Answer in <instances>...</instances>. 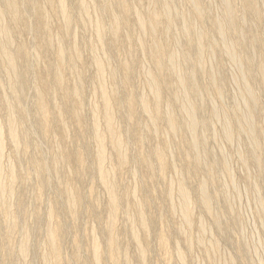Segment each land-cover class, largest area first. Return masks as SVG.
<instances>
[{
  "label": "bare ground",
  "instance_id": "bare-ground-1",
  "mask_svg": "<svg viewBox=\"0 0 264 264\" xmlns=\"http://www.w3.org/2000/svg\"><path fill=\"white\" fill-rule=\"evenodd\" d=\"M138 1L140 2V7L145 2H147L146 4H148V7L144 4L146 8L142 10L139 7L129 4L126 0H72L74 11L70 9L69 6L71 0H0V97L4 103L2 110L4 121H0V155L4 153L6 131V137L9 140L6 142H10L9 145H13V156L16 159L22 161V156L20 157L18 155L21 147H23V149H21L22 151L24 150L25 153L30 151V148L33 151L31 158L32 167L28 172H31L30 174L34 175L37 181H39V187L37 188L38 193H36L37 198L39 197L38 200L40 202L43 201V196L52 189H55L59 194L55 202L58 211H54V209L49 206L50 208L47 209L44 215L36 212L33 217L36 224L35 226L30 225L27 218L23 217L24 219H22L25 210H27V206L25 202H23L24 200L22 201V198H18L17 202L15 201L13 203L12 201L13 197L18 193L17 185H19V183L26 185L28 179H31L29 178L30 176L24 177L23 175V177H21V175L18 174L20 170L15 169L16 163H14L15 161L12 162V160L6 163V167H3V165L0 167V215L7 220V222H5V220L2 222L3 225L7 223V226L4 225L6 229L3 232V239L0 244V249L4 253V256L2 255L3 257L0 258L1 264H20V262L24 264V261L35 253V249H37V247L35 248V237L37 232H40L41 229H44L45 233V244H43L44 253L40 254L43 262L45 264H57L63 258L64 252L62 242L66 236L70 235V231L77 230V228L72 224L66 225L63 219L62 221L58 220L55 212H59V214H69V217L72 219L76 218L80 213L83 201L87 199L86 196L88 195L78 187L77 183L76 185L73 184V179L75 177L73 172L74 177L67 179L69 173L70 175L72 173L71 170L67 167L66 169L65 166L75 164L92 174L95 183L100 186V189L102 187V191L107 196V204L105 206V210L107 209V211H105V213L108 212L107 217H109V220H107V224L103 223L104 225L102 227L99 226L100 228L98 231L96 227V231L103 235L102 238H104V242L103 244L101 243L99 240L100 238L97 237V233L92 229V235L90 234V261L86 258L87 261L90 262L89 264H102V259H105L109 264H131L132 260L130 259L129 251H126L128 249L126 248L124 251L119 246L116 225L117 215L121 209L122 198L126 197L127 202L131 196L130 193L122 197L124 192L129 193V188L128 190L126 189L127 191L124 189L125 191L123 190L124 192L122 194V189L125 187L121 188L116 178L117 174L119 176L118 170L120 168L122 169L132 160V155L130 153H132L131 150L133 149L132 144L127 141L128 137L136 138V143H134V145H136L138 151V149L145 145V136L147 134L158 136V134L161 135L165 132L173 136L181 130L187 135L190 150L184 152L183 156L185 161L192 165L191 167H193L197 174H204L206 173L205 171H207L205 178L202 179L200 183L198 182V190L200 191V194L198 192V203L205 212L211 214L213 192H209L208 189L210 186V189H212V186L215 185V169L213 162L207 161L208 157L207 159L204 158L205 160L202 158L204 154L200 153V150H203L202 147L205 145L204 142H207L206 140L204 141L205 138H202L203 135L201 137V134L208 130L209 127H212L211 121H215L216 119L213 117L212 120L211 118L209 119V117L199 118L198 112L199 109L204 107L201 91L208 92V94H211L210 91H215L217 92L216 94H218L216 96L219 97V94L222 95L223 84L215 77V71L212 68L205 70L206 63L204 61L206 60V54L209 52L210 48L212 49L215 47V44L211 36L208 35L207 30L201 26L204 0H186L192 8L190 14L185 12L184 9L175 6L174 0ZM221 2V6L223 5L224 7V9L221 8L223 13L220 17L213 19L211 31L222 37L224 49L226 50L225 53L228 54L226 56H230L231 61L241 64L242 60H246L249 64L248 70L244 73L242 72V82L240 81L243 85L244 93L246 94V103L244 101V104L248 110L244 112L243 109L245 108H241V111L244 113L239 114L241 111L238 112L240 109L237 106V109L235 108L237 111L233 118L239 122L237 123L238 125L241 123L240 127H243V124H245V130L249 133V137H252V140H254V149L250 151L255 153L256 160L259 162L261 157L260 151H263L264 148L261 150L259 146H257L259 145V138H257L259 126L256 122L254 123L253 120L255 119L253 117L254 113H256L255 107L261 97H259L260 93L258 94V92L253 90L252 81L255 80L258 85L264 87V58L259 62V65L254 67L252 52L249 53L248 58L246 57V53L250 51V48L257 46L258 37L257 34L249 31L245 25L250 21H253L255 25L261 22V6L264 2H262L263 4L260 6L256 0H245L243 5L240 6L242 12L241 16L238 14L240 10L238 11L236 7L239 5L235 3V0H221ZM155 6L161 10L164 21L167 24L166 27L163 26L162 17ZM246 10L248 12H246ZM178 17L180 19L183 18L181 21H184L178 33L179 36L184 39L185 46L183 48L178 46L177 37L174 42L175 47L177 46V50L173 48V45L168 49V52H166L164 50V44L166 42L165 35L168 31L172 30L176 18L179 19ZM56 18L58 19V24L54 25L56 24ZM31 19H34L33 23ZM53 20H55V23ZM241 20L244 21V24ZM75 26L82 28L85 32L87 29H91V37L88 38L87 36L89 33L86 34L83 32L85 34H83L81 38L79 37L80 40H78V37L75 35L79 31L76 33L77 30H74ZM134 27L140 31V35L135 41L138 43L139 48H147L152 61V66L147 67V70L143 71L147 92H144V89H142V92L134 91L130 80L132 70L135 68L134 66H140L142 63V61L135 60L136 52L133 51L132 47L133 37L131 36L132 34L130 35V31H132L131 28L133 29ZM34 31H37L40 37L36 38L32 36L30 38L29 35ZM146 33H148L150 37L147 41H145V37H143ZM25 36H27V39ZM85 47H89L91 50L92 54L89 53L91 55L89 64L93 66L91 68H95L93 77H91V75L89 78H87L85 70L89 67V64L85 62L86 60H83V56L85 55L83 54V48L85 49ZM120 51L127 52L129 60L120 61V58L118 59ZM48 53L54 57L52 62L49 61ZM42 63L43 66L40 67ZM191 66L196 67L198 71L185 70L187 67L190 68ZM210 66L211 65H209V67ZM240 66L238 67L239 69ZM118 69L123 73V80L118 77ZM202 76H205L208 80L204 86L200 85L199 82L201 80H199V78ZM88 81L92 84V90L94 89L93 97L95 100H92L94 103L90 109L87 107L89 112L86 113L84 112V109H86L85 89L86 87L90 88ZM165 87L169 90L166 97L163 94V89ZM244 93L242 92V94ZM87 95H90V93ZM241 96L239 95V97ZM242 99L245 100L244 98ZM89 101H91V98H89ZM238 101L239 100H237V102ZM237 102L235 99L233 103L234 106ZM211 110L212 109H210V111ZM213 113L212 115L214 116L218 115V111L216 110L213 111ZM69 117L75 119L77 122V127L79 128L81 136L88 138L83 142V155L74 151L72 152V150L69 151L67 148L65 155L60 153V144L67 139L69 130V128H67V118ZM224 118L225 115H223L222 120ZM143 119L145 121H143ZM232 120L235 121L234 119ZM232 120L227 117L224 121L225 123L222 124L223 127L224 125L227 127L228 123L233 124L230 123ZM218 121L220 122V120ZM159 122H164L166 126L164 130L159 128ZM122 124L127 128L123 129V127H119ZM219 127L221 128V126ZM240 127L238 129L239 131ZM228 128L229 127H227L226 130L229 132ZM223 129L221 131H223ZM226 130L223 131V133L221 132V134H224ZM53 133H56L55 136L58 141L54 146V150L46 155L44 152V138ZM229 135L230 134L227 136ZM215 136L216 133L214 137ZM231 136L232 135H230V137ZM223 137H225V135ZM230 137L229 139H234L233 136ZM168 139L164 137L161 140L162 144L154 145L150 157L145 156L142 152H139L138 155H136V153L133 156L134 160L136 159L145 164V169L151 180L155 179L157 176H163L167 167L173 170L177 186H169L170 183L168 179L167 184L169 187L167 186L168 188L167 191H165V196L169 198L173 197V194H175V196L177 195L176 197L180 200L178 208L180 209L182 220L187 228H189L188 226L193 223V211L195 210V208H193L194 198L191 199V192L185 184L182 172L177 170V168L168 161L167 151H171L172 142ZM227 139L225 140L227 141ZM229 139L227 143H229ZM251 141H249L250 144ZM228 145H230V143ZM257 147L260 149V157H258V152L256 153ZM209 151L212 150L209 149ZM222 152L223 151H221V154L223 156L224 152ZM241 156L243 157V155ZM224 158L223 161L227 162H225L227 166L228 161L226 157ZM237 159H239V157ZM246 160L245 158L243 161ZM226 166H223L224 170ZM216 168L219 169V166ZM20 169L22 170L23 168ZM227 170H229L228 167ZM138 173L132 171V175L134 176ZM169 181L171 182L172 179ZM221 185L224 184L222 183ZM130 189L132 190V188ZM90 191L91 190H89V192ZM90 194L91 193H89V195ZM227 194L226 196L229 197ZM134 197L131 196L132 199H134ZM167 197L165 198L168 199ZM21 201L24 203V207ZM138 201L139 200H136L135 202L134 200V208L127 213L129 225L127 226L128 223L126 225L122 224L126 227V229H124L127 231L126 234H128L129 240L131 241L130 245H138L137 248L139 251L135 258L140 264H145L147 261L146 255L149 251L147 247L142 246V243H140L142 238L138 230H142L146 236H148L153 220L148 219V215L144 212L145 206ZM174 202L176 203V201L173 200L171 202L173 203V205L170 206L171 211H175ZM94 208L96 210V204H94ZM261 211L264 213V210ZM212 214L217 228L223 232H225V230L228 231L227 225L222 223L221 216L216 212ZM176 216H178L177 213ZM176 216L174 215L175 218ZM200 216V221H204L202 215ZM262 216H264V214ZM178 219L179 218H177V220ZM182 224H180L181 226H177L182 227ZM199 224L200 225L197 224L199 227L196 226L201 229V235H203V233L206 232V227L202 222ZM18 229L21 230L22 235L21 237L18 235L20 239H17L18 242L14 243L15 233ZM188 234L190 235L191 233L189 232ZM188 234L186 237H188ZM197 236L198 234L196 237ZM167 238V234H161L160 243L166 246ZM189 239L190 238L187 239V243L189 244L187 245L190 247L191 251L193 247L191 248L192 245ZM203 239L201 237V242ZM207 239L210 240V238ZM184 241H186V239H184ZM208 241L205 243L207 246L210 244H208ZM215 242L216 240L212 241L213 247L217 244ZM83 243H81V246L79 242L74 244L75 251L74 255L72 254V258L75 262L77 261V263L78 260H83L84 258L82 254L84 250L86 251V248ZM260 243L262 244L263 242L260 240ZM177 245L179 246V244ZM178 246H175V248H178ZM202 246H204V244H202ZM209 246H211V244ZM262 247L263 245L261 248ZM179 249L180 246L178 250H176L178 251L177 258L184 263L185 256H183V251L182 253L180 252L182 249H180V251ZM185 249L187 248H184V250ZM256 250L258 249L256 248ZM39 251L38 248V252ZM207 252L208 251H206V255L208 254ZM210 252L211 251H209V253ZM261 252L264 253V250ZM131 256H133V254H131ZM37 257L35 259H37ZM39 258L40 257H38V259ZM229 258L230 257H228L227 260ZM208 259L210 260V258ZM260 259L263 260V258ZM262 260L257 262L261 264ZM17 261H19V263H17ZM228 264L235 263L229 262Z\"/></svg>",
  "mask_w": 264,
  "mask_h": 264
},
{
  "label": "rangeland",
  "instance_id": "rangeland-1",
  "mask_svg": "<svg viewBox=\"0 0 264 264\" xmlns=\"http://www.w3.org/2000/svg\"><path fill=\"white\" fill-rule=\"evenodd\" d=\"M126 1L133 6L141 8L142 10H144V8L148 7V4H146L147 2L144 3L146 5V7L144 4H142L140 7V5H139L140 2L138 0H126ZM174 1H175V6L179 7L180 9H184L185 12L190 14V11L192 8H191V6H189V4L186 2V0H174ZM244 1L245 0H235V3L237 5H239L236 7L238 11L240 10L238 12L239 16L242 15L240 6L243 5ZM256 1H257V3L260 4V6L263 4L262 2H264L263 0H256ZM220 2H221V0L220 1L219 0H204V3H203L204 11H203V17H202V24H201V26L207 30L208 35L211 36V38L215 44V47H213L212 49L210 48L211 50L209 49V52L210 51L211 52L210 53L208 52L209 54L208 53L206 54L207 55L206 60L204 61L206 63V65L204 64L206 66V68L205 67L204 68H205V70L212 68L215 71V77L217 79H219V82L221 84H223V90L221 93L222 95L219 94V97L216 96L218 94H216L217 92H215V91H210L211 94H208V92H205V91H203V92L201 91L204 107L202 109H199V112H198L199 118H208L209 117V119L211 118V120L213 118L216 119L215 121L212 120L214 122L211 121L212 127H209V129L205 131L206 135H205V132L202 131L203 134H201V137L203 135L202 138H205L204 141L206 140L207 142L206 143L204 142L205 145L202 147L203 150L202 149L200 150V153L204 154L202 158L207 159V157H208L207 161L213 162L214 169H215V179H214L215 185L212 186L213 187L212 189H210L211 186L208 189L209 192H211V193L213 192V194H212L213 195V203L211 206V210H212L211 214H208L207 212H205L204 209L202 208V206H200L198 203V197L200 194V191L198 190L199 189L198 182L200 183V181L205 178L207 171H205L206 173H204V174H202V173L197 174V172L193 169V167H191L192 165L188 164L185 161L184 156H183L184 152H188L190 150L189 140H188L187 135H185L181 130L177 133L178 135L172 134L173 136H171L170 133H169L170 134L169 135V134H166L165 132L164 133L166 135L164 133L161 135L158 134V136L152 135L154 137L147 134L145 136V141H146L145 145L142 146L140 149H138V151H137L136 145H134V143H136V141H135L136 138L128 137L127 141L132 144L133 150H131L132 153H130L132 156L136 153H137L136 155H138L139 152H142V154H144L145 156L150 157L152 152H153V149H152L153 146L157 145V144H159V145L162 144L161 140L164 137H166L167 139L169 138L170 142L172 141L171 142V149H170L171 151H167L168 161L171 162V164H173L177 168V170L182 172L184 179H185V184L188 186V188L191 192V199L194 198L193 199L194 200L193 208H195V210L193 209L195 211V212L193 211L194 214L192 213L193 214V218H192L193 223L191 222L192 225L190 224L188 226L189 228H187V226L184 224V222L182 220V215L180 214V209L178 208V206L180 204V200L176 197L177 195L175 196V194H173V197L175 199L173 197H169L170 198L169 199L167 196H165V191H167V188L169 186H173V187L177 186L176 185V177H175L173 170H171L170 167H167L165 173H163L164 177L163 176H159V177L157 176V177H155V179L151 180L148 177V173L145 169V164L141 161H137L136 159H135L136 160L135 161L134 156L132 158V156L130 155L132 160L129 161V163L127 164L128 166L126 165L122 169L120 168L118 170L119 176L117 174L116 178L118 179V181H119L118 183H120L121 188L125 187L122 189V194L126 189L128 190V188H129V191H128L129 193L124 192L122 197H124L125 194L127 195L130 193H131L130 195L132 197H134V196L135 197H134V199H132L131 196L129 197L130 201L128 200L127 202H130V203L126 202V200H127L126 197H124L125 201H124V198H122L123 199L122 204H121L122 210L120 209V212L117 215L118 217L116 220V225H117V231H118L119 246L122 248V250H124V249L126 250V248L128 249L126 251L127 252L129 251L128 253H129L130 259L132 260L131 264H140V262L135 258V256L137 257V253L139 250L137 248L138 245H135V244H133L134 246L130 245L131 241L129 240L128 234H126L127 231L125 230L126 229L125 225L127 223H128L127 226L129 225V221H128L129 219H128L127 213L130 212L134 208L133 205L136 202V200H139L138 202L142 203L145 206L144 212L146 215H148L147 216V217H149L148 219L153 220L152 225H151V230L148 232L149 235L147 234L149 236V238H148V236H146V234L142 230H138V231H140V236L142 238L140 243H142V246L147 247V249L149 251V253L147 252V255H146L147 261L145 264H181V263L185 264L187 262H188L187 264H225V263L228 264L229 262L235 263V264H256V263L260 264V263H258L260 260H262L260 258H263V260L261 261V264H263V262H264V257H263L264 253L261 252L262 250H264V222H263L264 216H262L264 213H263V211H261V210H264V163H263L264 162V154H262V153H264V150L260 151V149L262 150L264 148V132H260V131H264V87H262L261 85H258V83L255 80L252 81L253 90L255 92H258V94L260 93L259 97H261L260 98L261 101L259 100V102H258L259 106L257 104V106L255 107L256 113H254V117H253L255 119V120H253L254 123L256 122L257 125L259 126V130H258L259 133L257 136V138H259L258 139L259 145H257V146H259L260 149L257 147L256 153L258 152L257 154H259V151H260L261 157L259 154L258 157H260V161L257 162L256 156L254 155L255 153L252 152L254 149V140H252V137H249V135H248L249 133L245 130V124H243V127L242 126L240 127L241 123L238 125L237 123H239V122L237 120H235V118H233L235 116L234 114H236L237 106L240 109V110H238V112H240L243 108H245V109H243L244 112H246L248 110L246 105L244 104V101L246 103V94L244 93V90L242 87L243 85L241 83L242 82L241 76H243L242 72L244 73L245 71L248 70L249 64L247 63L246 60H242L241 64L240 63H234L233 61H231L230 56H226L228 54L225 53L226 50L224 49L223 39H221L222 37L211 31L212 24L214 21L213 19L220 17V15L223 13L222 9H224V7H223V5L221 6L222 2L221 3ZM69 6H70V9H73L75 11L73 4H72V0L69 3ZM262 6L264 7V4ZM262 6H261L262 13L260 16V18H262V19H260L261 22H259L257 25H255L253 23V21H250L245 25V27L249 31H252L254 34H257V37H258L257 46L250 48V51H248L246 53V57L248 58L249 53L252 52L251 54L253 56L254 67L259 65L260 64L259 62H261V60L264 58V35H263V33H264V31H263L264 30V28H263V26H264V24H263L264 23V10L263 9L264 8ZM155 7L158 10L160 16L162 17L161 20L163 22L162 23L163 26L166 27L167 24L164 21V16L162 15L161 10H159V8H157V6H155ZM246 12H248V11L246 10ZM182 19L176 18L175 24L172 28L173 31L170 30L165 35L166 42L164 44V50L166 52H168V49H170L174 45L175 39L177 37H178V43H177L178 46L180 48H183L185 46L184 39L181 36H179V33H178V31L183 26L182 24H184V21H181ZM55 20H53V22L55 21L56 24H54L55 22L53 24L57 25L58 19L56 18ZM31 21L33 23L34 19H31ZM241 21L244 24V21L243 20H241ZM262 24H263V26H262ZM134 28L133 29L131 28L132 31H130L131 32L130 35L132 34L131 36L133 37L132 47H133V51L136 52L135 53V60L142 61V63L140 66L139 65L134 66L135 68H133V70H132L130 80L132 82V88L134 89V91L142 92V89H144L143 91L147 92V87L145 84L143 71L147 70V67L152 66V61H151V58L149 56V52H148L147 48L146 49L145 48H139L138 43L135 41L137 39V37L140 35V31L138 29H136V27H134ZM80 29H82V28H80L78 26L74 27V30H77L76 33L78 31L80 32V33L78 32L75 35L78 37L77 38L78 40H80L81 36L85 33L86 34L89 33L88 36L86 35L88 38L91 37V34H92L91 29H87L86 32H85V30L82 29L83 30L82 31ZM83 32H85V33H83ZM74 33H75V31H74ZM32 36L36 37V38L40 37V35L38 34L37 31H34L31 33V35H29L30 38ZM143 37H145V41L150 39L148 33H146ZM25 38L27 39V36H25ZM244 40H246V39H244ZM176 47L174 45L173 48L176 49ZM121 52H123V51L119 52L118 59L120 58L119 59L120 61L129 60V58L127 56V52H125V51L123 53H121ZM89 53L92 54L89 47H85V49L83 48V54H85L83 56V60L84 61L86 60L85 62L88 64H89L90 57H91V55ZM47 55H48L49 61L52 62L54 60L53 55H51L50 53H48ZM228 57L230 60L228 59ZM43 63L40 65V67L43 66ZM238 64H239V66L242 65V66H240V69L238 68L239 67ZM209 65H211V66L209 67ZM236 65H237V67H236ZM91 67H93V66L91 64H89V67H87L88 70L85 69L87 78H89L91 75H92L91 77H93V75H94L93 73L95 72V68H91ZM185 70H187V71H192V70L198 71L196 69V67H194V66H191L190 68L187 67ZM118 71H119V75H118L119 79L123 80L122 71L120 69H118ZM89 72L92 74H90ZM164 72H166V71H164ZM87 74H90V75H87ZM199 80H200L199 81L200 85H202V86L206 85V83L208 81L205 76L200 77ZM201 81H204V82H201ZM88 85L90 88L86 87V89H85V98H86V107L85 108L86 109H84V112H86V113L89 112V109L92 106V104L94 103L93 101L95 100L93 97V90L94 89L92 90L93 87H92V84L89 83V81H88ZM168 91L169 90H167L166 87L163 89V94L165 97H166V94L168 93ZM242 92L244 94H242ZM89 93H90V95H87ZM0 94H1V92H0ZM239 95L240 96L242 95L245 97H242V96L239 97ZM208 97H211V98H208ZM89 98H91V101H89ZM207 98L210 100H208ZM242 98H244L245 100H243ZM235 99H236V102H237V100H239L238 101L239 103L237 102L235 105L236 107L233 104L235 102ZM208 102H210V103H208ZM242 103H243L244 107H243ZM89 104H91V105H89ZM237 104H239V105H237ZM3 105H4V103L0 97V111H1L0 112V121H4V116H3V111H2L3 107H4ZM210 106H212V107H210ZM213 106H215V107H213ZM87 107H89V109H87ZM217 108H218V110H217ZM210 109H212V110L214 109L213 111H215V110L218 111V115H217L218 117L212 115L213 111L211 110L212 111V113H211ZM223 110H224V112H223ZM225 111H226V114H225ZM243 111H241L239 114L244 113ZM208 114H209V116H208ZM223 115H225V118L222 120ZM227 117L231 118V120L232 119L235 120V121L232 120L230 122L233 124L228 123L227 127H229L228 128L229 132L226 130L227 129L226 125H224V127L222 125L225 123L224 121L226 120ZM218 120H220V122ZM143 121H145V120L143 119ZM158 126L161 130L162 129L164 130V128H166L164 122H159ZM219 126H221V128ZM238 126L240 127V131L238 130L239 129ZM119 127H121V128L123 127V129L127 128L123 124L120 125ZM67 128H69V130H68L69 135L67 134V139L65 140V142L60 144V147H59L60 153L62 155H65L66 150L68 149L69 151L72 150V152L74 151L78 154L83 155V153H84V143L83 142H85L88 138L87 137L84 138L81 136L79 128L77 127V122L75 121V119H73L71 117L67 118ZM222 129H223V131L226 130V132L224 134H221V132L223 133V131H221ZM230 129H231V133H230ZM243 132H245L247 135ZM215 133H216L215 137L217 139L214 137ZM55 134L56 133H53L51 135H47V136H45V138L43 136L44 144H45L44 152L46 155L54 150V146H55L56 142L58 141ZM226 134L232 135L234 139L231 138L232 136L230 137V135L227 136ZM224 135H225V137H223ZM160 136H162V137H160ZM229 137L231 139H229ZM227 138L229 139V143L231 146L228 145L229 143H227L228 142ZM225 139H227V141ZM67 140H69V141H67ZM230 140H231V142H230ZM6 141H9V140L6 137V131H5V144H4L5 149H4V153H2L0 155V160H3V159L4 160L0 161V163H1L0 167H2V165H3V167H6L7 166L6 163L11 162V160H12V162L15 161L14 163H16L15 169L20 170V172L19 171H17V172H19L18 174H20L21 177H23V175H24V177L30 176L29 178H31V179L30 180L28 179L29 182L27 181V183H29V184L26 183V185H22L21 183H19V185H17L18 193L16 196L13 197L12 201H13V203L15 201L17 202L18 198H20V199L22 198L21 199L22 201L24 200L23 202H25V204L27 206V210H25V214H24V216H22V219L27 218L30 222V223L29 222L28 223L30 225L35 226L36 221L33 217H34V214L36 212L44 215L45 212H47V209L50 207H52L54 209V211H58L57 210L58 207H57L55 202L58 199L59 194L55 189H52V190L46 192V194L43 196V201L40 202L38 200L39 197L37 198V194H36V193H38L37 188L39 187V181H37V179L34 177V175L30 174L31 172L30 173L28 172L29 169L31 170V167H32V159H31L32 155H33L32 149L30 148V151L25 153L24 150L22 151L23 147H21L22 149L20 148L19 153H18V155L20 157L22 156V158H21L22 161H20L13 156V148H12L13 145H11V144L9 145L10 142L8 143ZM249 141H251V144ZM207 144H208V146H207ZM251 145H252V147H251ZM208 147H210V148H208ZM209 149L212 151H209ZM250 150H252V151H250ZM133 151H134V153H133ZM205 151H207V152H205ZM221 151L224 152V153L222 152L224 154L223 156L221 154ZM238 152H239L240 156L238 155ZM245 153L247 156L245 155ZM202 154H201V156H202ZM241 155H243V157ZM252 155H254V156H252ZM224 157H226V160L228 161L227 166L225 164L226 161H223L225 159ZM238 157H239V159H237ZM245 158L247 159L246 160L247 162L243 161V160H245ZM254 158H255V160H254ZM221 159H222V161H221ZM5 160H6V162H5ZM132 161H134V162H132ZM214 162H216V163H214ZM21 165H23V166H21ZM129 165H131L133 167H131ZM215 165L219 166V169L216 168L217 166H215ZM222 165L224 167L226 166L225 170H224V167ZM66 167L71 170V173L73 172L75 174V177L77 176L76 180H75L74 174L72 173L70 175V173H69V175H68L69 177L67 176V179H71L74 177L73 184L76 185V183H77L78 187L81 188L84 193H86L88 195H89V193H91V194L89 196L88 195L86 196L87 199H85L83 201L82 206L80 208V213L77 215L76 218L72 219L69 217V214H65V213L59 214V212H55L56 218L58 220L62 221V219H63L66 225L72 224V225H75V227L77 228V230L70 231L71 232L70 235L66 236V238L63 240V242H62V248H63V252H64L63 258L57 264H89L90 262H88L86 258H88L90 261V254H89L90 252L89 251H90L92 229H94V231L97 233V237L100 238L99 240L101 241V243L103 244V242H104V238H102L103 235L97 231L104 224H107V222H108L107 220H109V217H107L108 212L105 213V211H107V209L105 210V208H106L105 206L107 204V202H106L107 196L102 191L103 190L102 187L100 189V186L95 183V180H94V177L92 176V174L87 172L84 168L77 166L76 164L70 165V166H65V168ZM227 167L229 170H227ZM20 168H23V169L21 170ZM132 171L133 172L136 171L137 173L139 172L137 174L138 176L132 175ZM25 172H27V173H25ZM136 177H138V178H136ZM168 179L169 180L172 179L171 182H173V183H171ZM216 179H218V180H216ZM228 179H229V181H228ZM159 180H161V181H159ZM167 180L170 183L169 186L167 184L168 183ZM222 183L225 186L221 185ZM130 188H132V190ZM89 190H91L92 192L91 191L89 192ZM198 192H199V194H198ZM92 193H94V194H92ZM102 193H104L105 196ZM226 194L229 197H227ZM136 196H138V197H136ZM165 197H167L168 199H166ZM226 199L228 200V202ZM25 200H27V201H25ZM134 200H135V202H134ZM168 200H170V201H168ZM172 200L176 201V203H177L176 204L174 202V206H175L174 208H175L176 212L171 211L170 206L173 205V203H171ZM23 202H22V204L24 207ZM94 204L97 205L96 210L94 208ZM127 204H128V207H127ZM129 205H132V206H129ZM0 210H1V207H0ZM215 212L221 216L222 221H223L222 223L224 225H227L229 232L227 230H225V232H223L219 228H217V226L214 223L213 214H212ZM176 213L178 216H176ZM0 214H1V211H0ZM21 214H22V209H21ZM174 215L176 216V218L174 217ZM200 215H202V219H204V221L203 220L200 221V217H201ZM222 215H223V217H222ZM123 216H125V217H123ZM126 216H127V218H126ZM0 217H1V220H0V244H1L2 239H3V232L6 229L4 225L7 226V223H5L3 225L2 222H4V220H5V222H7V220L4 219L2 217V215H0ZM177 218H179L180 220L179 219L177 220ZM2 219H3V221H2ZM177 221L178 222L181 221V222L178 223ZM174 222H176V223H174ZM200 222H202V224H204V226L206 227L205 228L206 232H204L203 235H201L202 234L201 229L198 228L199 227L198 225H200L199 224ZM122 223L125 225H123ZM180 224H182L183 226L185 225V226L180 227L181 226ZM177 225H180L179 226L180 228ZM96 227H97V231H96ZM185 227L187 228V230ZM182 228H184V229H182ZM188 229H190L192 232ZM179 230H181V231H179ZM180 232H182L183 234ZM184 232H185V234H184ZM189 232L191 233L190 235L188 234ZM209 232H210V235H209ZM160 233L161 234H167L168 238H167L166 246L162 245L160 243V235H161ZM186 233L188 234V237H186L187 236ZM15 234L16 235L14 237V239H15L14 243H17L18 240L20 239L21 235H22L21 230L18 229V231ZM197 234H198V236L196 237ZM204 235H205V237H204ZM198 237L200 238V241H199ZM201 237H202V239L204 237L202 242H201ZM188 238H190L189 239L190 244L192 245L191 248L193 247L191 251H190V247H188L189 244L187 243ZM207 238H210V240ZM184 239H186V241H184ZM214 239L216 240L215 243H217L219 245L216 244V246L213 247L212 241H215ZM192 240H194V241H192ZM260 240H261V242H263L262 244L260 243ZM127 241H128V243H127ZM207 241H208V244L209 243L211 244V246H209L210 244L208 246H207V244H205V243H207ZM78 242H79L80 246H81V243L84 242L83 245L85 246L86 251L87 250L88 251L86 252L84 250V252L82 254V256L84 257L83 260L80 259V260H78V263H77V261L75 262V260H73L72 256L74 255V251H75V245L74 244H76ZM174 242H175V244H174ZM183 242L184 243L186 242V243L184 244ZM194 242L195 243L197 242L196 243L197 245ZM176 243L179 244L180 249H182L181 251L179 249V251L181 253L183 251V254H184L183 256H185L184 257V259H185L184 263L181 262L179 258H177L178 257V251H176V250H178L179 246ZM43 244H45V233H44V229H41L40 232H37V235L35 237V248L37 247V249H35V253H33L26 261H24V264H28V262H29V264H33V263L45 264L42 260L41 255H40L41 253H44ZM202 244H204V246H202ZM128 245H130V246H128ZM262 245H263V247L261 248ZM39 246H41V247H39ZM175 246L176 247L178 246V248H175ZM210 247H211V249H210ZM38 248L40 250L39 252H38ZM82 248H84V247H82ZM184 248H187V249L184 250ZM213 248H214V250H213ZM256 248L258 250H256ZM44 249H45V253H46L45 245H44ZM131 250H132V252H131ZM175 251H176V253H175ZM206 251H208L207 255H206ZM209 251H211V252L209 253ZM131 254H133V256H131ZM188 254H190V255H188ZM260 254H261V256H260ZM2 255L4 256V253L0 249V258L3 257ZM36 255L38 257H40L41 259L40 258L38 259V257ZM212 255H214V256H212ZM170 256H171V259H170ZM36 257H37V259H35ZM228 257H230V258L227 260ZM133 258H135L136 260ZM208 258H210V260ZM177 260H179V261H177ZM17 263H19V261H17ZM0 264H1V260H0ZM20 264H21V262H20ZM22 264H23V262H22ZM102 264H109V262L106 261L105 259H102Z\"/></svg>",
  "mask_w": 264,
  "mask_h": 264
}]
</instances>
